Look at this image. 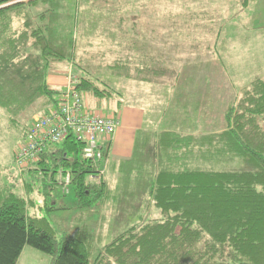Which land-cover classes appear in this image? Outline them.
I'll use <instances>...</instances> for the list:
<instances>
[{"label": "trees", "instance_id": "16d2710c", "mask_svg": "<svg viewBox=\"0 0 264 264\" xmlns=\"http://www.w3.org/2000/svg\"><path fill=\"white\" fill-rule=\"evenodd\" d=\"M77 1L70 20L62 0H0V108L12 121L31 106L40 116L60 110L62 91L48 80L72 63L81 78L76 91L83 110L120 125L119 114L130 98L103 81L106 75L92 72L100 67L78 64L86 52L80 57L77 50ZM126 2H105L110 11L105 5L99 14L89 13L95 20L90 31L104 22V27L116 26L114 33L134 34L138 28L137 34L147 36L148 22L143 24L141 13L126 17ZM112 32L128 54L107 66L110 76L168 94V102L155 110L162 113L158 128L138 133L115 193L104 181L115 135L98 139L100 159L86 157L87 144L72 134L25 174L8 170L7 180H0V264H18L26 248L48 257L50 264H264V78L231 100L212 130L205 122L214 97L193 54L173 62L185 64L183 69L169 67L163 53L136 57L132 39L116 40ZM203 86L205 92L196 93ZM151 93L144 88L138 98ZM97 176L99 181L90 180ZM24 180L27 197L16 192ZM57 190L71 194L79 211L112 202L110 227L118 236L95 254L102 242L96 227L75 222L72 233L60 234L48 218L72 208L55 202Z\"/></svg>", "mask_w": 264, "mask_h": 264}, {"label": "rangeland", "instance_id": "374dc122", "mask_svg": "<svg viewBox=\"0 0 264 264\" xmlns=\"http://www.w3.org/2000/svg\"><path fill=\"white\" fill-rule=\"evenodd\" d=\"M62 1L68 3L69 19L73 20L77 14L78 1ZM120 1L80 0L78 5V24L75 27L78 37L77 50L80 57L84 51L86 54H83V61H79L78 64L91 66L92 70L96 66L100 67L91 71L106 75L103 81H110V85L114 86L117 91L123 93L127 99L130 98L131 104H136L139 92H144V88H146L147 92L153 91L151 94L155 95L156 98L143 94L141 101L149 109L147 112H152L150 114L151 120L156 122L159 114L162 113L160 110L156 112L155 110L159 104L168 102V94L161 90L159 91V88L153 90L152 87L146 84L136 88L135 84L131 82L116 80L113 76H110L107 66L114 64L116 58L126 57L128 54L125 53L126 47L123 45L124 48L120 49L118 46L120 41L115 42L113 36L109 34V32H115L116 26L104 27V22H100L95 32L92 33L90 31V27H93L95 23V20L93 21L94 17L92 19L91 16L99 14L105 8V5L107 6L105 2L119 3ZM126 1H129L126 2V9L129 14H125V16L141 13L140 20H143V24L145 21L148 22V28L151 30L155 29L156 34H151V30H149L147 36L146 34L139 35L137 34V28L136 34L114 33L115 36L117 35L116 40L127 36L132 39L130 46L132 47V54H135L136 57L142 52L163 53L167 60L165 65L168 62L169 67L174 66L179 69H183L185 64L177 65L173 63L176 58L186 59L193 54V59L195 61L198 60L193 62V64L196 69L202 72V75L206 76L205 83L210 85L209 92L214 97V104L211 105L213 108L210 111L212 115L205 122L210 129L213 130L214 126L222 121L226 105L231 100L235 99L255 79L264 78V0ZM246 4L248 7L244 8L242 5ZM139 5L141 6L140 8L138 7ZM107 9L110 11V6H107ZM89 13H92V15L87 16ZM178 14L182 18H176ZM87 62L88 64H86ZM59 69L61 70L60 72H52L54 75L50 76L48 82L60 89L63 95V93L66 94L68 91L70 77L77 79L78 83L76 85H79L81 78L72 63L68 67L63 64ZM52 81L57 84H53ZM135 88L136 90H134ZM206 88L207 86H203L196 93H203ZM62 95L58 99H61ZM81 96L84 97V95ZM132 98L136 99L133 100ZM32 107L25 109V113L17 118L15 117L16 120L14 121L4 109L0 108L1 181L3 179L7 180L5 175L8 170L13 171L15 169L13 168L15 155L21 149L26 129L31 125L33 118L39 115V113L34 114L35 109ZM14 108L19 109L18 106ZM25 173H22V175ZM22 175L20 174V176ZM18 186H20V189L16 187V192L21 196L27 197L28 189L27 185H25V180L23 183H19ZM36 192H34L33 197ZM58 194H60L59 190L54 193V196ZM66 199L68 198L66 197ZM71 204L75 206L74 208L71 207V210L48 218L60 234L72 233L76 228L75 222L81 225L89 224L92 227L95 225L94 222L98 221V216L95 220L86 219L85 216L83 221L76 220L80 214H77L76 205L72 202ZM66 207L69 208L68 202H66ZM105 214H108V212L106 211ZM96 227L97 241L99 239L102 241L101 243L97 242L99 244L96 245L95 254H98L118 234L112 233L108 216L103 220L102 224L96 223ZM38 264H41L40 261H38Z\"/></svg>", "mask_w": 264, "mask_h": 264}, {"label": "built area", "instance_id": "2783aa9c", "mask_svg": "<svg viewBox=\"0 0 264 264\" xmlns=\"http://www.w3.org/2000/svg\"><path fill=\"white\" fill-rule=\"evenodd\" d=\"M77 83V79L70 77L68 91L60 99V110L33 118L21 149L15 155L14 167L19 173L26 172L50 147L60 144L72 134L77 136L78 141L87 144L86 157L100 159L103 156L96 151L98 139L115 135L119 124L113 118L91 116L84 111L83 101L76 93ZM100 177H91L90 180L99 181Z\"/></svg>", "mask_w": 264, "mask_h": 264}, {"label": "crops", "instance_id": "0c3cea01", "mask_svg": "<svg viewBox=\"0 0 264 264\" xmlns=\"http://www.w3.org/2000/svg\"><path fill=\"white\" fill-rule=\"evenodd\" d=\"M52 82L53 84H57L55 81ZM148 96L156 98V96L152 94ZM134 97H136V95ZM147 111H149V109L142 103L141 99L138 98L136 104H129L124 107L119 114L120 125L114 138L110 141L111 145L108 151L110 164L104 177L106 185L109 189L114 191V193L118 192L119 189L122 166L134 153L138 133L140 131H155L158 128L157 123L151 120L152 117H150V114H152V112L148 113ZM199 133H201V131H199ZM67 198L68 199H66L65 195L63 196L62 193L54 196L55 202L61 207L66 208V202H68L69 208H74L75 206L71 204V202L75 204L74 197L70 194ZM106 211L108 214H105ZM77 214L81 216L84 215L86 219L90 220H95L98 216V221H95V225L92 226L95 228L96 223L102 224L104 217L106 218L108 216L111 218L115 214V209L112 202H109L107 206L102 205L100 208H95L90 211L78 210ZM154 215H156L155 212ZM53 216H57V214ZM38 261H40L41 264H50V259L48 257L26 248L18 264H38Z\"/></svg>", "mask_w": 264, "mask_h": 264}]
</instances>
